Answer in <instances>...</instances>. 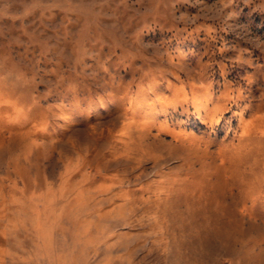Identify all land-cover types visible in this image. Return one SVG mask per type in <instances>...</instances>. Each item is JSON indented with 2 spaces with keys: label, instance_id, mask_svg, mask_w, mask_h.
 <instances>
[{
  "label": "rangeland",
  "instance_id": "obj_1",
  "mask_svg": "<svg viewBox=\"0 0 264 264\" xmlns=\"http://www.w3.org/2000/svg\"><path fill=\"white\" fill-rule=\"evenodd\" d=\"M0 264H264V0H0Z\"/></svg>",
  "mask_w": 264,
  "mask_h": 264
}]
</instances>
